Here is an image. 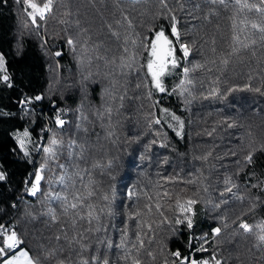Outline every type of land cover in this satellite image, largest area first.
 <instances>
[{
  "label": "trees",
  "instance_id": "1",
  "mask_svg": "<svg viewBox=\"0 0 264 264\" xmlns=\"http://www.w3.org/2000/svg\"><path fill=\"white\" fill-rule=\"evenodd\" d=\"M165 2L52 0L34 25L23 0H0L7 69L0 72V224L16 231L38 264H178L176 251L264 264V11H256L264 4ZM172 16L190 54L162 78L160 92L147 74L145 38L163 28L174 40ZM70 36L82 37L87 51L76 54ZM57 109L68 122L42 136L44 114ZM171 115L182 126L177 135L164 120ZM17 130L35 141L29 157ZM52 138L62 142L55 159L43 151ZM41 166L44 178L30 195ZM188 200L196 203L181 213L177 201ZM201 245L207 251L193 250Z\"/></svg>",
  "mask_w": 264,
  "mask_h": 264
},
{
  "label": "snow or ice",
  "instance_id": "2",
  "mask_svg": "<svg viewBox=\"0 0 264 264\" xmlns=\"http://www.w3.org/2000/svg\"><path fill=\"white\" fill-rule=\"evenodd\" d=\"M19 3L20 0H17ZM212 3H216L217 0H211ZM221 4L225 2V0H219ZM23 3L26 5L25 11L27 12L28 17L31 19L32 24H37V18L39 20L46 19V13L50 12L52 9V0H44L43 3H37L36 0H23ZM160 3L163 4L165 7H167V4L165 0H160ZM261 3L264 4V0H261ZM30 9V11H28ZM256 11H264V9L257 7ZM172 26H171V37H174L175 39H171L169 35L165 34V31L163 28L161 30L155 32V35L153 38L146 37L145 39L148 41L147 44L144 45L145 51L147 52V59H146V68H147V74L151 77V82L154 85L155 88H157L160 92H165L166 89L163 86L162 83V77H164L166 74H173L174 70L177 68H181V59L186 58L190 54V48L187 43L181 42L180 40V34L176 27V17H171ZM254 28L258 27L257 25H253ZM260 31L264 32V28H261ZM67 43L70 46L74 45V41L69 38ZM179 45V49H177L176 45ZM182 53V56L178 57L177 52ZM57 56L60 55L59 52L56 53ZM224 63H227V60L224 61ZM199 67V65L197 66ZM0 71L6 72L7 69L5 67V60L4 56L0 55ZM190 69L188 67H183V74L185 78L188 77ZM3 81L7 83L8 87H12V84L10 83V77L8 75H4L2 77ZM189 84L192 83L191 80H187ZM185 83L184 80H181L180 86H183ZM245 87H249L248 85H245ZM175 91V89H173ZM256 91H259V89H256ZM171 94V93H170ZM213 94H215V90H213ZM36 100H40V96L35 97ZM163 112L167 113L168 109H162ZM172 119L179 120L178 117L172 116ZM160 121H157L159 123ZM65 123L63 119L60 118L59 115H57L56 118V124L59 126H62ZM179 134V133H178ZM30 134L27 130H25L21 135H17L16 139L19 145L20 150L23 152L24 156L29 157L30 153L26 148V138H29ZM62 142L56 138H52L50 141L49 147H44L43 151L47 153L49 156H51L53 159L56 158V149L59 147V145ZM75 142H72L71 146H74ZM246 159L251 162L252 161V155L251 153L246 157ZM60 168H64V165H59ZM44 171V167L41 166V168L37 169L35 171V179L34 182L31 183L30 188L28 191L30 194L35 195L37 191H39L40 187V181L44 178L42 176V173ZM5 179V174L3 172H0V181H3ZM65 180L64 176L60 177V183H63ZM227 183V182H226ZM227 191H231V188H228ZM167 194V193H166ZM91 195V193H89ZM129 198H131L134 193L129 191L128 193ZM223 195V193H222ZM57 200L63 199L67 200V197H60L57 195L54 197ZM77 200H79V197H76ZM107 199V197H105ZM196 203L194 200H188L187 206L184 204H181L179 201H177V207L179 208V211L181 213H185L188 211H191V205ZM218 206V205H217ZM73 209L77 207L76 203H73L71 205ZM148 210H152V206L148 205ZM156 210L160 211V206L156 205ZM51 211V210H50ZM161 216H163V212L160 213ZM92 213L89 212V216L91 217ZM53 218H55L53 216ZM167 220V217H165V221ZM176 223H182V220L177 219ZM14 227V226H13ZM188 227H192V222L190 219H188ZM240 227L244 229L245 232H251L252 228L244 222H241ZM260 228V235L258 236V239L261 242H264V224H261L258 226ZM149 230H151V226L149 225ZM215 233H219L220 229L216 228L213 230ZM23 242L18 238L17 233L15 230H10L9 228L5 227L3 224H0V257H7V259H4L2 264H38L37 261H34L33 258L30 256L29 252L21 248L20 245ZM140 246L143 247V241H139ZM123 246V242L120 245ZM194 251H207V249L203 248V245L200 246L199 249H193ZM10 254V255H9ZM151 255V253H148ZM174 257L179 261V264H212L214 261L215 264H222L220 260L216 258L215 255H212L210 259H203V260H197V259H190L188 256H182L179 251H176L172 253ZM103 264H108L107 260L103 261ZM133 264H139L138 260H135ZM175 264V261L173 262Z\"/></svg>",
  "mask_w": 264,
  "mask_h": 264
},
{
  "label": "rangeland",
  "instance_id": "3",
  "mask_svg": "<svg viewBox=\"0 0 264 264\" xmlns=\"http://www.w3.org/2000/svg\"><path fill=\"white\" fill-rule=\"evenodd\" d=\"M71 39L74 41V45L70 46L68 43H67V45H69V47L72 50H74L76 52V54L82 55L83 53H85L87 51V45L84 43L85 41L83 40V38L78 37V38H71ZM67 41H68V38H67ZM162 78H164V77H162ZM165 115L169 116L170 113H165ZM164 120L168 123L169 126L173 127V129H175V132H177V133H175L176 135L178 134V132H181L182 126H180L179 120L172 119V115L169 118H166ZM24 131L25 130H17V131L14 132V139H15L17 145H18V142H17L16 137H17V135H21L22 136ZM29 134H30V132H29ZM18 147H19V145H18ZM35 147H36L35 141L31 138V134H30L29 138H26V148L29 151L30 155L32 154V152L35 149ZM37 148H38V146H37ZM20 152L23 154V152L21 150H20ZM34 179H35V176L32 178L31 183L34 182ZM30 186H29V188H30ZM28 193L30 194L29 191H28ZM30 195H32V194H30Z\"/></svg>",
  "mask_w": 264,
  "mask_h": 264
},
{
  "label": "built area",
  "instance_id": "4",
  "mask_svg": "<svg viewBox=\"0 0 264 264\" xmlns=\"http://www.w3.org/2000/svg\"><path fill=\"white\" fill-rule=\"evenodd\" d=\"M57 115L60 116L61 119H63L66 122H68V118L66 117L67 115V111L65 109H57L53 114L52 116H48L46 113L44 114L45 118L47 119V123L45 124V126L43 127V129L41 130L42 131V136H45V135H48L49 134V130H50V127L51 125L56 122V118H57ZM38 144V148L41 147V144L40 142L37 143ZM41 168V167H39ZM240 226V225H239ZM242 229V228H241ZM244 230V229H243ZM188 257L190 259H196L193 257L192 253L188 255ZM197 260H203V259H197ZM179 264V263H178ZM212 264H215V262H212Z\"/></svg>",
  "mask_w": 264,
  "mask_h": 264
},
{
  "label": "crops",
  "instance_id": "5",
  "mask_svg": "<svg viewBox=\"0 0 264 264\" xmlns=\"http://www.w3.org/2000/svg\"><path fill=\"white\" fill-rule=\"evenodd\" d=\"M78 37H80V36H70V37H68V39L69 38H78ZM82 38V37H81ZM67 43V42H66ZM87 49H88V47H87ZM16 142V141H15Z\"/></svg>",
  "mask_w": 264,
  "mask_h": 264
}]
</instances>
